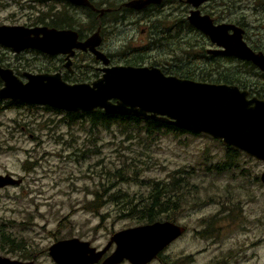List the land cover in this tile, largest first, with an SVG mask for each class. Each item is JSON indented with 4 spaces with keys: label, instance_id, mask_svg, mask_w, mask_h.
I'll use <instances>...</instances> for the list:
<instances>
[{
    "label": "rangeland",
    "instance_id": "374dc122",
    "mask_svg": "<svg viewBox=\"0 0 264 264\" xmlns=\"http://www.w3.org/2000/svg\"><path fill=\"white\" fill-rule=\"evenodd\" d=\"M0 6L15 7L11 2ZM154 48L147 54L151 61L170 62L168 51ZM170 50L178 52L175 45ZM66 113L44 106H0V175L22 180L0 189V233L37 256L33 264H54L47 250L56 241L77 238L99 250L114 233L135 227L133 219L118 216V197L108 194L117 191L138 202L156 182L180 178L190 183L184 188L189 202L175 223L187 231L150 264H264V187L254 183L264 162L239 154L237 169L217 173L226 148L207 135L163 132L145 138L146 148L127 141L115 126L91 130L82 119L69 122ZM131 159L140 170L138 180L117 183L102 198L99 215L87 211L86 204L105 187L102 167ZM243 168L251 172L248 179L241 176ZM20 248L10 254L0 250V255L31 261L20 258Z\"/></svg>",
    "mask_w": 264,
    "mask_h": 264
},
{
    "label": "water",
    "instance_id": "95a60500",
    "mask_svg": "<svg viewBox=\"0 0 264 264\" xmlns=\"http://www.w3.org/2000/svg\"><path fill=\"white\" fill-rule=\"evenodd\" d=\"M161 1L134 0L128 6L141 9ZM203 1L187 0V3L196 7ZM188 20L209 35L213 43L224 48L217 53L251 61L258 67L264 62L244 42H238V38L234 42H217L214 34L220 32L221 27H213L208 20L199 19L196 12L192 11ZM68 35L47 28L24 30L2 27L0 45L16 52L33 48L47 54L64 53L69 42L58 41ZM10 37L21 38L22 41L10 42ZM93 39L96 37L75 47L90 48L97 59L101 58L107 64V59L94 51L99 42H91ZM102 72V76L91 85L67 84L58 74L26 75L27 81L23 84L10 71L0 69V78L4 82L0 89V99L67 113L98 109L107 115L152 119L189 133L221 140L255 160L264 162V101H247L246 93L233 86L167 76L155 67H112ZM260 179L264 185V173ZM21 182L20 178L10 174L0 175V189L18 186ZM184 232L185 228L175 223L157 221L114 233L103 249H96L88 241L70 238L54 242L47 252L54 264H149ZM111 246H114L113 251L103 258ZM0 264L33 262L0 256Z\"/></svg>",
    "mask_w": 264,
    "mask_h": 264
},
{
    "label": "flooded vegetation",
    "instance_id": "af4514ba",
    "mask_svg": "<svg viewBox=\"0 0 264 264\" xmlns=\"http://www.w3.org/2000/svg\"><path fill=\"white\" fill-rule=\"evenodd\" d=\"M77 1L81 3L72 0H0V5H10L11 2L15 6L12 10L0 8V28H47L66 32L69 35L58 42L70 43L66 52L56 54H47L33 48L16 52L0 45V69L10 71L23 84L27 81L26 75L58 74L67 84L91 85L102 76V71L106 68L155 67L167 76H174L169 75L166 69L176 67L185 71L193 65L194 76L202 77L205 73L210 77L225 78L227 81L187 80L233 86L246 93L247 101H264V62L258 67L251 61L217 53L224 48L213 43L209 35L188 20L190 13L196 12L199 19L208 20L213 27H221L220 32L214 34L217 42H234L238 38V42H244L264 61V0H205L199 2L196 7L187 3V0H162L159 4H149L141 9L128 6L134 0ZM176 33L175 42L173 39ZM94 36L96 39L91 42H99L94 51L103 55L108 61L107 64H104L101 58L97 59L90 48L75 47L77 44L88 42ZM39 38H42V35H39ZM19 40L21 38L10 37V42H20ZM139 40H144L142 45L134 44ZM111 42L115 44L112 49ZM171 45H175L178 52L170 50ZM152 48L154 51H168L170 62L159 59L151 61L147 54ZM3 86L4 82L0 78V89ZM17 104L36 106L0 99L1 108ZM216 141L226 148L224 162L214 168L217 173L237 169V164L234 163L238 155L248 156L221 140ZM223 165L226 166L225 170H222ZM240 173L248 179L251 172L248 168H243ZM263 173L254 177V183L264 187L260 179ZM182 227L186 232V227ZM2 235L0 233V236ZM109 254L106 253L103 258ZM161 254L156 259L163 257ZM162 263L170 264L166 260Z\"/></svg>",
    "mask_w": 264,
    "mask_h": 264
},
{
    "label": "trees",
    "instance_id": "16d2710c",
    "mask_svg": "<svg viewBox=\"0 0 264 264\" xmlns=\"http://www.w3.org/2000/svg\"><path fill=\"white\" fill-rule=\"evenodd\" d=\"M175 35H177V33ZM171 36L172 33L170 32V40ZM192 69L193 65L187 67L185 71L182 69L178 70V68L174 67L166 69V72L169 75H174L178 78L193 79L196 81L220 82V79L221 81L223 80V82L227 81L225 78H214L209 75H205V73H203L202 77L194 76L192 75ZM17 106L22 105L17 104ZM45 109L59 112L58 110L48 107H45ZM66 119H68L69 122L82 119L84 122L89 123L91 130L110 129L115 126L119 129L121 135H125L127 137V141H136L138 144H143L146 148L147 145L144 143L146 142L145 138L152 139L154 136L163 132L189 134V132L152 119L107 115L102 110L98 109L92 112L66 113ZM84 156L85 155H82V158H84ZM129 161V163H127L128 161H123L114 168L102 167V171L99 173V176L104 177L105 187L101 194H96L94 201L86 204L85 209L87 211H91L96 215H99V209L105 204L102 198L107 195L109 191H112L113 187L117 183H126L138 180L140 170L135 167L132 159ZM223 166L222 170H225L226 166ZM186 180V178H180L173 179L169 183L156 182L151 187L149 194L140 199L138 202H134V198L126 199L128 196L118 194L117 191L114 192V194H108L107 197L109 195V197H114L116 199L118 197V202L115 205L118 209V216L121 219H133L136 226L151 224L157 221H169L175 223L177 212H179L181 208L189 202L188 198H186L184 194V188H187V186L190 185L189 181ZM1 234H3L0 238L1 251L6 254H10L13 253L17 247L20 248V246L16 244L15 238L11 235L5 236L4 233ZM57 234H59V230ZM57 237L63 238L60 236H56L55 238ZM36 257L37 256L30 255L27 250L21 249V259L33 261Z\"/></svg>",
    "mask_w": 264,
    "mask_h": 264
}]
</instances>
